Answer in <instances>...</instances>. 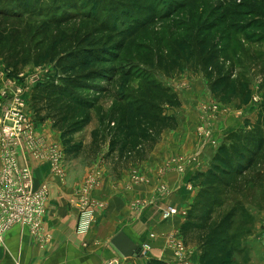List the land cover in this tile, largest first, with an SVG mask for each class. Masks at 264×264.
<instances>
[{
	"label": "trees",
	"instance_id": "16d2710c",
	"mask_svg": "<svg viewBox=\"0 0 264 264\" xmlns=\"http://www.w3.org/2000/svg\"><path fill=\"white\" fill-rule=\"evenodd\" d=\"M9 1L0 0V59L9 76L18 78L29 66L51 62L62 74L58 83L48 80L34 87L35 120L50 121L62 135L68 158H73L82 145L71 138L84 132L100 101L110 97L111 108L102 112L108 126L92 132L90 146L97 155L108 147L107 159L113 158L114 167L122 172L147 161L164 132L178 127L177 118L166 114L167 107H181L178 94L145 69L156 68L168 78L175 77L181 71L179 49L193 44L205 70L217 77L215 86L228 90L232 81L224 70L231 61L234 31L243 32L249 42L264 43V0H183L162 16L165 25L160 30L155 23L159 14L152 9L145 24L135 22L131 31L125 30V37L136 35L138 40L132 44L128 38L116 44L120 37L116 28L92 14L64 12L36 21L31 17L44 11L46 0H25L17 10L7 8ZM124 45L125 51L131 45L125 71L118 67V52ZM120 77L131 81V89L115 90ZM260 116L251 132L228 134L209 169L193 179L195 187L201 182V191L182 233L187 247L192 242L200 248V264H235L231 258L234 242L249 235L244 223L240 224L242 231L234 226L237 216L244 214V205L219 221L214 215L229 190L241 191V184L257 186L264 181V115Z\"/></svg>",
	"mask_w": 264,
	"mask_h": 264
},
{
	"label": "crops",
	"instance_id": "0c3cea01",
	"mask_svg": "<svg viewBox=\"0 0 264 264\" xmlns=\"http://www.w3.org/2000/svg\"><path fill=\"white\" fill-rule=\"evenodd\" d=\"M2 83L0 78V85ZM167 87L180 98L184 94L185 89L179 84ZM181 103V111L176 112L177 129L164 132L147 161L132 165L118 178L111 175L105 159L97 158L92 163L88 173L100 178L93 198L104 207L97 209L95 222L86 234L78 233L79 211L70 203L85 178L80 180L79 172L70 169L66 181L61 183L48 164L29 159L34 187L39 188L44 183L50 187L42 234L37 238L27 228H13L5 237V245L0 247V264H109L114 260L121 264H148L150 261L174 264L176 256L171 237L176 234L184 241L182 227L186 219L183 214L191 209L197 196L193 178L209 169L216 153V149L206 147L202 156H193L199 147L197 107L200 101L195 98L190 103L181 98ZM221 120L224 130H229L230 127L225 125L230 121L226 117ZM44 129H39L38 133L61 144L59 132L49 126ZM100 154H108V148ZM180 157L188 160L183 161ZM176 162L185 164L184 174L175 169ZM169 208L177 209L178 214L166 217ZM119 234L126 235L138 247L137 256L125 258L119 253L112 244ZM145 244L151 246L147 254L143 251ZM186 248L188 264H200V248L196 245Z\"/></svg>",
	"mask_w": 264,
	"mask_h": 264
},
{
	"label": "rangeland",
	"instance_id": "374dc122",
	"mask_svg": "<svg viewBox=\"0 0 264 264\" xmlns=\"http://www.w3.org/2000/svg\"><path fill=\"white\" fill-rule=\"evenodd\" d=\"M23 2H25V0L9 1L7 8L9 10H17L19 5ZM236 2L240 3L239 0ZM45 3L44 11L41 12L38 10L39 13L31 17L33 20L43 21L54 15L61 16L64 12H71L74 14L89 13L113 25L117 30L116 33L120 36L116 40V44H120L125 42V38H128L130 43L138 40L136 35L133 34L125 37V30L131 31L129 27L133 26L135 22H139L140 24L144 22L145 24L149 17L152 16L150 12L152 9L157 10V14H159L158 20L155 21V23H157V29H163L165 22L161 21L162 16L170 12V7L172 8L180 3L182 4L183 0H46ZM160 16L161 18H159ZM144 39L145 37L142 38L143 41ZM186 41L185 39L184 43H186ZM130 47L131 45H129V49ZM129 49L125 51L124 45V50L118 52L121 59L118 67L124 71L126 66L125 61H129V63L131 61L129 60ZM179 52L181 55V71L180 74L175 77L168 78L163 72L158 71L156 68L145 70L165 87L173 83L179 84L181 88L185 89L183 96H181L184 102L188 101L192 103L195 98L197 101H200L197 107V114L200 115V120L197 125L199 147L193 156H202L206 147H212L217 150L224 138L230 133L235 131L251 132L260 120L261 113L264 115V43L249 42L243 32L234 31L230 49L231 61L226 65L224 70L226 76H229L232 81V85L228 90L215 86L217 77L208 74L205 70L198 58L199 53L195 45H182ZM27 68L29 69L27 70ZM27 68H25L22 73L24 74L22 83L28 86L29 82L31 85L29 88L32 92L36 85L48 80H54L58 83L59 78L62 76L61 72L56 68L55 62L45 65H33ZM3 69L6 68L3 60L0 59V71ZM124 87H126L125 89H127V87L131 89L132 83L127 78L120 77L117 79L114 88L117 92H123L122 88ZM112 103V99L105 96V98L100 101L97 110L94 111L84 132L71 138L75 144H81L82 149L73 158H68L66 153V168L67 170L73 169L75 172L78 171L80 180L85 178V182L90 176L88 172L91 169L92 163L95 162L97 158L105 159L109 164V170L114 178H118L119 175H121L122 171L119 170L120 167H114L113 158L107 159L108 154L105 156L95 154L90 146L92 132L96 129L104 130L107 128L108 121L103 122L102 112L108 111ZM182 106L183 104L181 107ZM181 107H167L166 114L177 118L176 112L178 113V111H181ZM32 117L38 135H40L38 133L39 129L44 131V128L48 126L53 130L55 129L50 121L42 123L35 120L34 114H32ZM223 117H226V119L232 123L231 126H229L230 123L225 125L226 127H230L229 130H224L225 128L221 126L223 124V120H221ZM54 131L58 132L56 129ZM206 133L209 137L206 136ZM60 138L61 145L65 148L62 135ZM180 158L177 159L179 160ZM29 159L31 158H26V160ZM181 160L187 161L188 159L181 158ZM178 163L179 162L174 163L175 169L184 174L185 164ZM180 168H182V171H180ZM193 185L194 190H196L198 194L201 191V182H198L196 187L195 184ZM241 185V191L229 190L220 198L223 205L216 210L214 218L216 221H219L233 209L240 208L239 205H244V214L237 216L235 219L236 225L234 226L235 229L239 230V228L241 229L240 224L244 223V230L249 233V235L245 237L239 236L238 241L234 242V250L232 249L231 258L235 261V264H264V181L261 185L257 186ZM189 211H185V219H187ZM172 237H177V235L174 234ZM182 242L184 247H186L185 242ZM192 244L194 243L191 242L190 245L192 246ZM252 247L253 251L251 250ZM240 250H243L242 257L239 256ZM176 254L177 251L175 250V256ZM184 256L188 258L189 254H187V250H185ZM187 258L186 262H188Z\"/></svg>",
	"mask_w": 264,
	"mask_h": 264
},
{
	"label": "built area",
	"instance_id": "2783aa9c",
	"mask_svg": "<svg viewBox=\"0 0 264 264\" xmlns=\"http://www.w3.org/2000/svg\"><path fill=\"white\" fill-rule=\"evenodd\" d=\"M9 74L6 69L0 71V78L3 79L0 85V247L5 245L6 235L17 226L29 229L37 238L42 234L50 187L47 183L39 188L34 187L33 168L26 158L48 164L52 174L61 183L66 181L67 175L65 148L37 134L32 117L30 83L28 82V86L22 83L24 74H20L18 78H12ZM206 136L209 137L207 133ZM99 181V176L91 174L71 197V206L79 211V234L90 231L97 209L104 207L93 198ZM177 213L176 209L169 208L165 216ZM183 215L186 216V213ZM171 244L177 251L174 264H188L187 257L184 256L187 249L182 240L171 237ZM143 251L149 253L151 246L143 245ZM109 264L121 263L114 260Z\"/></svg>",
	"mask_w": 264,
	"mask_h": 264
},
{
	"label": "water",
	"instance_id": "95a60500",
	"mask_svg": "<svg viewBox=\"0 0 264 264\" xmlns=\"http://www.w3.org/2000/svg\"><path fill=\"white\" fill-rule=\"evenodd\" d=\"M112 244L119 251V253L125 257H135L139 254L140 250L136 247L133 242L123 234H119L113 241Z\"/></svg>",
	"mask_w": 264,
	"mask_h": 264
}]
</instances>
